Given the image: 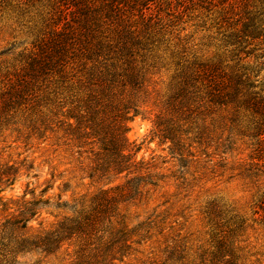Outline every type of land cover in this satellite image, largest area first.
Segmentation results:
<instances>
[{
  "label": "trees",
  "instance_id": "trees-1",
  "mask_svg": "<svg viewBox=\"0 0 264 264\" xmlns=\"http://www.w3.org/2000/svg\"><path fill=\"white\" fill-rule=\"evenodd\" d=\"M194 1L0 0V14L23 17L36 9L45 15L32 49L13 62H0V134L13 128L18 140H47L62 130L63 144L87 162H80L82 180L101 186L91 199L74 200L72 214L56 226L32 232L29 225L44 202L5 198L19 168L0 160V264H24L28 255L50 257L70 247V264H123L142 253L153 232L163 237L164 247L150 246L146 260L177 264L182 259V239L171 236L173 226H162V218L132 226L127 217L131 206L166 179L137 159L138 148L128 139L130 122L141 114L154 76L166 66L161 53L166 44L164 51L174 50V74L154 136L170 143L174 157L199 164L213 147L230 151L235 133L253 147L251 162L239 175L264 178V50L251 49L264 40V6L254 0H209L207 9H218L228 31L224 44L233 48L231 65L190 60L178 50L180 32L174 36L171 28ZM173 40L179 42L172 45ZM254 50L261 53L253 56ZM179 179L178 188L186 190L189 182ZM205 213L212 224L211 248L198 254L201 263L247 264L241 244L245 222L223 224L216 203ZM255 214L264 221V192Z\"/></svg>",
  "mask_w": 264,
  "mask_h": 264
},
{
  "label": "rangeland",
  "instance_id": "rangeland-1",
  "mask_svg": "<svg viewBox=\"0 0 264 264\" xmlns=\"http://www.w3.org/2000/svg\"><path fill=\"white\" fill-rule=\"evenodd\" d=\"M209 0H196L187 5L175 19L174 36L180 32V52L185 51L190 60L226 61L233 64L224 39L228 35L222 27L218 9L209 11ZM262 3V5H260ZM254 5L264 6V0H254ZM45 16L41 10L32 9L29 14L19 17L7 11L0 14V56L1 61L13 62L22 52L32 49L37 35L43 30L41 22ZM224 25V23H223ZM169 37V36H168ZM167 37V38H168ZM179 42L173 40L171 43ZM251 49L264 50V40H259ZM161 52L166 66L160 68L154 76V82L148 89L147 104L141 114L129 124L128 139L133 147L138 148L137 159L150 166L155 172L166 176L160 187L151 190L147 199L133 205L127 211L132 226L149 218L163 219L162 226H173L171 236L182 239V259L177 264H202L198 254L211 248V226L205 213L207 208L216 203L222 210L221 222L233 226L243 220L247 232L242 239L243 256L247 264H264V221L255 214L259 200L264 192V178L257 180L239 175L243 165L250 163L249 155L252 141L235 133L232 135L234 145L226 154L215 151V147L202 154L200 163L180 160L170 152V143H165L153 134L154 121L158 114L165 112L164 102L170 90L174 67H172L173 48ZM169 45V46H172ZM258 45V46H257ZM250 49V50H251ZM260 50H254L258 56ZM254 58V57H253ZM264 77V72L260 75ZM264 82V81H263ZM48 134L47 140H18L13 128L0 134V160L19 168L18 177L13 186L7 188L3 195L10 200H41L38 216L30 223L32 232L42 231L56 226L66 216L71 215L70 205L82 197L91 199L101 186L83 181V172L77 150L62 142V130ZM227 138L224 135L223 140ZM208 156V157H207ZM212 160V161H211ZM87 162H84L86 165ZM185 166V167H184ZM215 168L216 173H207ZM237 169L232 171L231 169ZM183 177L189 182L186 190L181 186ZM67 184L68 186H65ZM152 241L140 247L142 253H135L123 264H152L146 257L152 256L150 246L162 248L164 239L157 232L152 233ZM154 242V245L152 243ZM154 250V249H153ZM73 247L50 257L45 255H28L24 264H70Z\"/></svg>",
  "mask_w": 264,
  "mask_h": 264
}]
</instances>
